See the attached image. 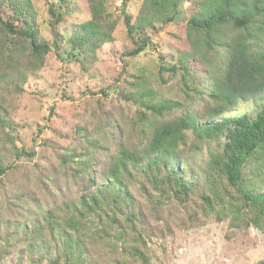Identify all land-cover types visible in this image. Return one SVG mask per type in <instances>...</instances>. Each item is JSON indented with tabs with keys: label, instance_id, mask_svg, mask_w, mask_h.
<instances>
[{
	"label": "trees",
	"instance_id": "1",
	"mask_svg": "<svg viewBox=\"0 0 264 264\" xmlns=\"http://www.w3.org/2000/svg\"><path fill=\"white\" fill-rule=\"evenodd\" d=\"M46 1L52 17L51 42L34 29L32 0H0V176L11 166L7 156L31 155L17 146L10 116L13 95L23 92L28 75L39 70L52 47H58L56 26L62 13ZM86 1L90 17L76 26L68 40L72 51L93 60L98 49L114 40L117 21L106 0ZM187 1L142 0L134 17L124 14L132 47L119 53L121 60L137 55L152 35L180 18L177 8ZM185 37L187 48L170 66L173 76L178 75L181 96L132 97L137 108L115 123L116 152L101 169V178L93 169L101 137L88 135L82 149L62 152V174L81 192L62 207L65 223L52 210L31 225L0 219V258L11 247L22 246L29 256L39 254L37 259L43 260L52 246L45 241L46 232L53 234L60 222L68 228H64L67 238L61 242L60 254L47 264H57L61 255L73 264H99L87 254V241L90 245L93 239L115 254L119 245L127 246L132 257L150 264L135 245H145L137 228L142 213L129 192L131 187L146 190L144 182L157 195L147 196L153 210L165 198L184 206L191 193L201 191L202 212L217 222L227 220L237 229H264V101L257 103L254 113L224 116L238 103L264 92V0H201L188 17ZM187 132L193 134L189 144ZM6 142L11 145L8 153ZM195 154L202 160L197 169ZM194 176H202V188L197 178L192 180ZM255 264H264V258Z\"/></svg>",
	"mask_w": 264,
	"mask_h": 264
},
{
	"label": "rangeland",
	"instance_id": "2",
	"mask_svg": "<svg viewBox=\"0 0 264 264\" xmlns=\"http://www.w3.org/2000/svg\"><path fill=\"white\" fill-rule=\"evenodd\" d=\"M49 1L62 13L56 26L58 47H52L39 70L28 75L23 92L13 95L10 116L17 146L24 152L30 151L31 155L7 156L11 166L0 176V219H18L26 221L27 225L41 222L48 210L59 213V221L65 223L61 218L65 215L62 207L81 193L77 190L79 186L62 174L59 161L62 152L82 149L88 135L101 137L102 147L93 165L94 174L101 178V169L116 152L119 132L115 123L122 122L124 114L130 116L137 108L132 97L140 93H148L154 100L181 96L178 75L173 76L170 66L187 48L185 25L201 2H182L177 8L180 18L152 35L150 43L137 55L121 60L119 53L132 47L123 15L134 17L142 0H106L107 10L117 21L114 40L98 49L92 60L72 51L68 40L76 26L90 17L87 1ZM32 3L36 11L34 29L39 37L51 42L49 22L52 17L47 1L32 0ZM261 100L264 101V92L238 103L224 116L254 113ZM76 127L84 130L80 133ZM192 136L187 132L186 144L192 142ZM4 145L8 153L11 145L9 142ZM205 149L204 144V157ZM193 157L197 169L202 160L199 155ZM179 166L183 168L185 163ZM196 178L202 188V176H194L192 180ZM144 185L146 190L131 187L129 192L142 213L137 228L145 245H135L146 254L150 264H255L264 258V229H237L229 227L227 220L217 222L212 215L202 212L201 191L191 193L184 206L165 198L153 210L147 196L150 193L156 198V192L147 182ZM60 222L53 234L46 232L45 241L52 246L43 260L37 259L39 254L29 256L21 246L11 247L9 253L0 258V264H47L50 258L60 254L61 242L67 238L64 228H68ZM128 233L130 236L131 231ZM86 245L89 258L99 264H142L128 253L127 246L119 245L115 250L119 253L115 254L109 246L95 239L90 245L87 241ZM57 264L73 263L61 255Z\"/></svg>",
	"mask_w": 264,
	"mask_h": 264
}]
</instances>
